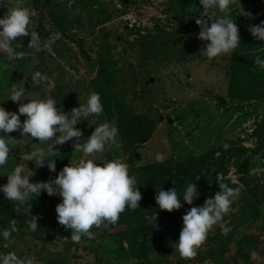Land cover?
Segmentation results:
<instances>
[{"label":"rangeland","instance_id":"374dc122","mask_svg":"<svg viewBox=\"0 0 264 264\" xmlns=\"http://www.w3.org/2000/svg\"><path fill=\"white\" fill-rule=\"evenodd\" d=\"M14 6L16 0H0V17ZM22 6L29 9L28 31L37 32L40 45L57 32L60 36L45 50L29 49V37H18L17 50L24 55L14 61L0 49V106L18 111L20 102L9 99L16 85L25 87L26 99L52 98L58 108L70 112L85 104L91 93H99L92 83H99L97 74L104 63L111 76L101 81L100 94L113 84L112 93L130 105L134 115L150 119L155 128L150 140L134 149L125 146L118 131L115 142L93 154L74 149L73 140L49 151L55 138L39 142L21 136L19 130L10 132L0 185L18 163L26 165L24 174L36 182L54 178L65 165L81 159L116 160L130 168L157 162V154L172 165L213 155L217 166L204 179L189 168L191 178L182 191L177 190L178 195L189 182L198 187L194 205H202L221 182L239 187L240 195L222 221L211 227L196 256L181 258L175 242L182 216L191 207L183 201L180 209L163 218L156 196L142 192L138 211L130 215L125 207L117 222L93 226L92 238L82 236L73 242L71 229L56 220L55 206L61 197L41 191L24 203L10 201L13 211H5L0 230L9 228L10 221L15 223L7 240L0 236V253L12 252L33 264H264V100L229 97L233 50L208 58L202 50L205 42L198 39L196 19L210 24L222 13L211 8L208 17H201L205 14L199 0H23ZM230 8L235 23L254 24L262 17L264 0H233ZM130 14L132 22L127 18ZM35 71L48 79L33 85ZM100 102L101 113L75 126L83 133L80 143L100 123L117 127L113 104H108V98L106 108ZM36 149L47 153L46 162L55 161V171L46 163L36 166L24 160L25 153ZM32 216L37 217L35 231L29 226ZM131 227L139 237L134 238Z\"/></svg>","mask_w":264,"mask_h":264},{"label":"clouds","instance_id":"9594fccd","mask_svg":"<svg viewBox=\"0 0 264 264\" xmlns=\"http://www.w3.org/2000/svg\"><path fill=\"white\" fill-rule=\"evenodd\" d=\"M233 0H199L201 10L208 17L209 9L215 8L222 15L209 24L205 19H196L199 26L198 39L205 42L202 49L208 58L228 53L240 45V36L237 24L231 17L230 5ZM23 0H16V6L7 10L0 17V49L8 53V59L21 58L24 51L16 43L18 37H29L27 48L37 50L50 49L51 45L59 38L57 32L40 45V37L36 31H28L30 12L23 7ZM248 15H252L249 13ZM252 36L259 41H264V21L251 25L249 28ZM254 64L264 70V58L257 56ZM33 85L41 84L48 78L40 71L32 74ZM14 91L10 100L19 101L18 111L12 112L0 106V166L5 165L9 152L10 132L19 130L21 136L36 138L45 142L55 138L53 144L48 145L49 151L54 150V145L63 144L73 140L74 149L84 154L102 152L105 145L115 142L118 129L109 122H103L94 127L91 134L80 143L83 135L78 127L84 118L99 114L103 111L99 93H91L85 104L74 107L70 112L62 111L57 107L52 98L26 99L25 87L13 85ZM27 100V102H24ZM24 119L21 121L20 116ZM74 138V139H73ZM47 153L43 149L25 153L24 160L35 162L36 166L47 165L50 171H55V161L46 162ZM157 163H163V156L157 154ZM26 165L16 164L6 176L7 182L0 185V193L9 201L24 203L33 195L37 197L41 191L48 195H59L61 200L55 206L56 220L66 229H71L70 239L80 241L82 236L93 237L90 229L100 226L104 222L115 223L119 214L125 210H135L139 207L141 193L136 187L135 177L129 175L128 165L116 160L96 163L91 159H81L78 163L65 165L54 178L47 181L31 182L30 176L24 174ZM33 175V174H32ZM198 187L195 182H189L182 194L177 193L174 187L164 190L162 187L157 192L155 201L160 210L172 212L181 208L183 201L191 207L182 216V228L178 240L175 242L176 251L181 258L196 256L197 249L206 240L211 227L221 222L229 212L232 203L239 197L240 188L231 187L226 183L218 184V191L206 197L202 205H194L198 198ZM36 216H32L31 230L35 231L38 224ZM14 220L10 227L0 230V236L7 240L10 229L14 228ZM223 232L229 229L224 227ZM0 264H33L30 258L20 259L15 253H0Z\"/></svg>","mask_w":264,"mask_h":264},{"label":"trees","instance_id":"16d2710c","mask_svg":"<svg viewBox=\"0 0 264 264\" xmlns=\"http://www.w3.org/2000/svg\"><path fill=\"white\" fill-rule=\"evenodd\" d=\"M261 21H264V11L262 17L254 24H259ZM236 24L240 36V45L233 49L231 56L229 85L227 89L229 97L238 96L239 98L248 100H264V70L254 64L257 56L264 58V41L257 40L249 31L250 26L254 24L241 22H237ZM110 76L108 70L105 69L104 63H102L97 74V81L99 83L93 82L92 86L99 92L100 99L104 102L105 108L107 98L108 104H113L116 111L117 128L125 146L134 149L150 140L155 125L150 119L142 115H134L131 106L126 104L118 95L112 93L113 84L105 94H100V87L103 83L101 81L107 78L110 80ZM208 158L203 155L191 158L189 162L176 165H172L170 161L165 160L162 164L155 162L143 166H131L128 168V172L129 175L135 177L136 187L139 188L140 193L146 192L148 197H153L156 196L161 187L169 189L175 186L176 190L182 191L181 188L191 178L188 171L189 168L196 170L195 174H200V178L204 179L209 175L210 170L214 169V166H217L215 163L218 161L216 158H213V155L208 156ZM211 159H213V162ZM192 161L195 163L194 167L188 165ZM183 165L185 166L184 169L182 168ZM204 170L206 171L205 173ZM203 193H206V191H203ZM151 204L149 203V205ZM10 208L13 211V202L7 199L0 201V226L5 222V211L7 209L10 210ZM138 210V208L128 210V213L131 215L132 212ZM169 213L168 211L160 210L159 215L167 218ZM126 219H128V216ZM130 231L133 232L134 238L139 237V234H136L132 227ZM136 241L138 240L134 242Z\"/></svg>","mask_w":264,"mask_h":264},{"label":"built area","instance_id":"2783aa9c","mask_svg":"<svg viewBox=\"0 0 264 264\" xmlns=\"http://www.w3.org/2000/svg\"><path fill=\"white\" fill-rule=\"evenodd\" d=\"M127 18L131 22L134 21V15L133 14H130Z\"/></svg>","mask_w":264,"mask_h":264}]
</instances>
